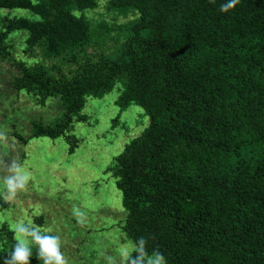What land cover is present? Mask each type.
I'll list each match as a JSON object with an SVG mask.
<instances>
[{"label": "rangeland", "instance_id": "1", "mask_svg": "<svg viewBox=\"0 0 264 264\" xmlns=\"http://www.w3.org/2000/svg\"><path fill=\"white\" fill-rule=\"evenodd\" d=\"M71 12L82 20L83 29L76 38L67 39L60 30L50 33L40 28L47 16L35 0H0V128L8 130L9 145H14L0 144V153H8L6 163L18 158L31 173L26 190L14 201L0 196L8 207L0 211V242L9 243L6 235H14L18 220L39 225L35 217L40 216L51 234L60 237L68 264H108L107 257L116 256L131 241L123 233L128 211L122 206L113 170L131 169L130 176L140 177L138 189L143 192L134 191V186L129 190L135 222L146 227L138 235L147 238L148 252L150 245L164 248L158 238L164 234V223L153 216L157 174L143 158L154 135L148 131L149 117L142 103H155L159 95L149 92L162 91L164 86L153 88V84H164L165 76L158 70L163 68L162 58L150 48L151 32L143 28L135 32L139 18L135 9L118 6L114 0H85L73 5ZM252 17L248 28L254 36L253 59L246 70L251 76L248 68L264 61V20L259 13ZM198 19L212 21L217 28L224 21L220 12ZM105 75L114 79L113 86L104 85L103 92L92 90L79 104L73 105L69 97L65 100L68 89L85 86L78 82ZM206 77L207 73L202 75L198 84H204ZM242 99L234 96L233 104ZM51 131L55 133L50 138ZM250 133L231 134L233 152L222 168L228 183L247 184L256 177L262 149L259 137ZM133 141L139 146V158L132 159L136 166L130 168L123 165L122 156ZM225 186L207 196L212 226L226 236L246 237L253 246H263L264 177L251 181L246 189ZM74 206L85 213L83 223L73 215ZM7 226L12 229L8 233ZM163 255L167 264H175L166 252ZM205 261V254L189 259L190 264Z\"/></svg>", "mask_w": 264, "mask_h": 264}, {"label": "trees", "instance_id": "2", "mask_svg": "<svg viewBox=\"0 0 264 264\" xmlns=\"http://www.w3.org/2000/svg\"><path fill=\"white\" fill-rule=\"evenodd\" d=\"M35 1L47 16L41 29L50 33L60 30L67 39L79 35L83 23L72 14L71 7L85 0ZM225 2L114 0L118 6L137 11L139 18L135 32L142 28L149 30L152 34L150 48L162 58L163 68L158 70L164 73V84L155 83L153 88L164 86V89L149 92L159 95L155 103H142L149 117L148 131L154 135L153 143L147 146L149 154L144 151L143 158L151 163L150 167L153 166L157 174L153 216L161 219L165 226L164 234H158L164 241V248L150 245L149 252H166L169 261L175 264H190L189 259L202 254L206 258L204 264H264V245L253 246L246 237L226 236L213 227L207 202L209 193H219L227 188L225 185L246 189L251 181L257 183L264 177V78H251L253 75L264 77V61L248 68L252 76L246 72L253 59L250 44L254 38L248 27L254 14L259 13L264 20V0H240L234 9L222 12L220 6ZM198 8L203 9L199 12ZM196 11L198 15H195ZM210 12L222 14V26L217 28L212 21L198 19L201 14ZM206 73L204 84H198ZM113 80L111 75L100 76L99 80L89 77L76 84L85 85L82 89H68L65 100L69 97L73 105L79 104L92 90L99 88L97 92H103L104 85L113 86ZM64 90H60L61 96ZM234 96L244 99L233 104ZM198 98H202L201 101L197 102ZM244 130L259 137L262 160L256 177L250 182L236 184L231 180L228 183L222 168L233 152L231 134ZM54 133H48L50 138ZM138 147L136 141L128 144L122 156L123 165L136 166L131 161L139 158ZM175 148L178 149L177 156ZM130 170H113V174L122 194V206L128 211L123 220V233L129 240L136 241L144 237L138 235L140 228L146 227L135 222L136 208L130 200L129 190L131 186L136 188L134 191L143 192V189H138L142 186L140 177L130 176ZM135 181L140 185H135ZM7 208L0 199V211H7ZM35 219L41 223L38 226L47 229L42 217ZM146 219L148 215L143 216L140 223ZM5 228L7 233L12 230L8 226ZM6 236L10 240L9 243L0 242V264H4L14 247V235ZM6 248L8 250L3 251ZM32 250L35 256L30 259V264L38 259L37 247Z\"/></svg>", "mask_w": 264, "mask_h": 264}, {"label": "clouds", "instance_id": "3", "mask_svg": "<svg viewBox=\"0 0 264 264\" xmlns=\"http://www.w3.org/2000/svg\"><path fill=\"white\" fill-rule=\"evenodd\" d=\"M240 0H226L220 6L222 12H228L234 9ZM8 130L0 128V144L9 145ZM8 153H0V171L6 174H0V196L5 201H14L18 193L26 190L31 173L28 172L19 162L18 158H11V163L5 162V156ZM73 215L78 218L79 223H83L85 213L81 212L77 207L72 209ZM52 229H44L35 223L25 222L23 219L18 220L13 225L15 244L8 257L5 258L4 264H30L32 256V246L38 249V259L43 264H68V260L61 251V239L58 235H53ZM147 240L144 237L136 241H128L123 244L116 256H108V264H167L164 255L159 250L151 253L147 250Z\"/></svg>", "mask_w": 264, "mask_h": 264}]
</instances>
